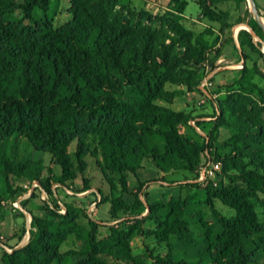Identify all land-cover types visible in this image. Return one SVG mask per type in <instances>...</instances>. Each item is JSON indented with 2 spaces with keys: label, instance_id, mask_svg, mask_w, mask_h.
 Segmentation results:
<instances>
[{
  "label": "trees",
  "instance_id": "obj_1",
  "mask_svg": "<svg viewBox=\"0 0 264 264\" xmlns=\"http://www.w3.org/2000/svg\"><path fill=\"white\" fill-rule=\"evenodd\" d=\"M225 2L247 0H196L202 18L218 24L222 33L229 27L230 14L217 6ZM50 3L0 0V170L7 187L0 197V219L6 212L3 202H16L28 193L23 187L14 188L13 181L25 179L30 188L34 183L40 187L20 202L31 217L30 229L26 214L12 207L21 217L13 235L17 243L7 245L12 253L3 250L1 264H64L69 258H76L75 264H260L264 223L257 206L263 204L260 194H264V86L256 78L264 82L261 66H244L235 85L220 91L228 95L225 101L213 102L214 127L203 135L198 131H203L201 122L171 106L183 90L200 91L206 65L214 69L221 56V49H216L220 40L212 29L196 33L187 25L186 0H170L168 10L157 16L136 13L119 0H71L72 20L59 29L46 18H36L39 11L48 12ZM17 12L22 17L14 19ZM247 25L262 40L263 30L253 17ZM238 41L242 50L264 57L261 43L256 44L250 32L241 30ZM182 127L188 131L181 133ZM222 129L229 132L224 142ZM14 136L48 154L61 174L44 178L42 163L21 161L17 145L8 154L6 144ZM90 136L98 138V150L91 149ZM89 156L102 158L103 173L119 176L117 181L107 180L112 191L120 189L122 195L111 201L109 223H118L106 227V237L100 236L102 226L88 209L66 201L92 190L85 179ZM147 158L160 173L187 172L192 182L206 161L222 164L217 187L211 181L203 186L188 183L205 190L204 204L221 226L219 233L203 226L206 250L189 260L177 258L172 246L180 243L194 249L199 243L185 220L189 201L150 202L149 195L143 196L151 183L160 182L139 180L137 173ZM230 174L232 182L225 185L224 176ZM130 178L136 181L133 189ZM78 179L83 188L76 187ZM99 194L89 196L97 199ZM124 195L134 201L129 203ZM32 201L45 217L28 210ZM218 201L234 210V217L221 215ZM147 222L154 225L152 235L167 252L134 257L131 240L148 234ZM28 232V243L17 249ZM70 238L82 243L81 249L61 253Z\"/></svg>",
  "mask_w": 264,
  "mask_h": 264
},
{
  "label": "rangeland",
  "instance_id": "obj_2",
  "mask_svg": "<svg viewBox=\"0 0 264 264\" xmlns=\"http://www.w3.org/2000/svg\"><path fill=\"white\" fill-rule=\"evenodd\" d=\"M186 1L188 2L186 15L189 18L191 17L196 18L200 14V9L198 5L195 3V0H186ZM119 3L121 6L129 7L132 11H135L136 13H140L141 11H147L152 15L157 16L167 11V10H163L162 8H160V10L158 9V11L157 9H150L151 7H148L149 5L146 4L147 3L146 0H140V2L139 0H119ZM70 8H71V0H51L50 8L48 12L46 14H43L42 12L39 11L36 13V18L37 20H43L44 18H46L52 23L55 29H59L72 20V17L69 14ZM21 17L22 14L20 12H17L14 15V19H18ZM249 17L250 20H252V17L254 18L253 14L252 16ZM197 20L200 21L202 19L199 18ZM187 25L196 33L203 32L205 29H209L201 26L200 24H198V22H192L189 19H187ZM257 40L259 42V39ZM260 43H261L260 49L264 55V36L262 37ZM252 58L254 60L251 61L249 67L251 68L255 63H258L264 72V57L261 58L258 54H251L247 59H252ZM242 69L243 68H241V72ZM201 76L203 75L201 74L193 77L197 78ZM185 79H186V75H184L183 77V80ZM256 82L259 85L264 86V82L260 78H256ZM231 85H235V83H231L228 86ZM167 89L169 91H172L175 89L183 90L184 88L167 87ZM223 89L224 87H222V90L221 87L220 88L213 87L211 88V92L214 94L215 93L220 94L221 93L220 91H224ZM234 89L238 91L239 87H235ZM223 93L224 94L220 96L217 100H212L209 102V104L212 107L211 108L212 112L209 114V116H211L212 119L216 117V115H214L215 109L213 106V102L225 101L228 94L226 92ZM192 122L190 123L191 125ZM214 122L215 120H213L212 122H201L202 123L201 128L203 129V131H199V132L203 135H206L214 127L213 124ZM187 131L188 130L186 128L183 127L181 128V133H185ZM221 132L222 134L220 141L224 142L225 139L229 137V132L224 129H222ZM88 143L93 151L99 149V140L96 136H90L88 138ZM6 145H7L8 154L11 153L15 145H17L20 148L19 158L21 161L32 160L35 162H41L42 168L44 170L43 171L44 178L51 177V175L59 176L61 174L60 168L51 164V157L48 154H43L34 151V149L31 147V145L26 139L17 140L16 136H14L7 142ZM74 149H75V144L71 147V151H73ZM86 162H87V171L85 173V179L89 182V186L92 190L87 194L85 193L79 195L80 197L74 196L75 198L67 199L66 201L68 203L75 201V203L79 206H82L83 209L86 210L88 209L89 215L92 216V218L95 221H98V223H100V225L102 226V228L100 229L101 232L100 236L106 237L108 232L106 227L109 226L108 223L111 221V216H110V210L112 207L111 201L115 200L116 198H119L122 195L120 193V189L112 191L111 185L108 183L107 180L113 179L114 181H117L119 179V176L110 174L107 171H105L104 173L102 172V165H103L102 158L97 159L89 156L86 158ZM144 166H145V170L141 172L142 179H152L153 178L152 175L155 174L159 176V178H163L165 182L168 184V185H163L161 180L160 183L159 182L151 183L149 185L150 190L148 191L149 187L146 189V194L143 195L144 197L145 195H149L152 201L168 202L171 198H182L184 200L189 201V208L187 210L185 220L188 223H190V228L194 233V237L199 243L197 244V247L194 249L185 248V246H183L180 243L173 244L172 246L174 250V255L179 259L183 258L189 260L192 257H195L198 251H205L206 250V245L204 244L205 230L202 229L203 226L210 227L214 229L217 233L221 231V226L218 223L217 219L214 217L212 211L209 209L208 206L204 204L205 200L207 199L205 190L200 188H190V186H188V183L192 182L190 180L193 179L192 178L193 176L187 172H172L169 174H162L156 169L150 158L145 159ZM233 177L234 174H230V178L229 176H224L225 179L223 180L225 185H229V183L232 182L231 178ZM238 183L242 185L241 181H238ZM75 185L80 189L84 187V182L82 179H78ZM53 189H55V185H53ZM6 191H7L6 183L0 170V196H4L6 194ZM98 191H101L103 194H101L100 196L99 194L100 192ZM96 192L99 194L97 199L93 195L89 196V194ZM17 194H18L17 196L20 195L19 191H17ZM64 194H65V190H61L60 197L63 200H65ZM43 198L47 199V195L45 193L43 194ZM123 198L129 203H132L134 201L133 197L129 195H124ZM260 198L263 201V204L257 206V213L260 221L264 223V194H260ZM9 202L10 204H8L5 207L6 211L8 212V216H7L8 221H5L4 217L3 220H0V222L3 223V225L5 224L4 226L7 227L16 224L17 219L21 220L19 213L15 212L12 209L11 201ZM92 202H96L95 205L92 204ZM32 203L37 204L36 201H32ZM216 209L221 215H223L226 218H232L235 215L234 210L223 205L219 201L216 202ZM40 210H42L41 207ZM27 225H28V219H27ZM144 228L147 232L149 231L147 235H142V236L136 235L131 240V246H132L131 248H132L133 256L137 257L145 254L151 256V255H159L166 253L167 247L164 245L161 246L158 245L156 239L152 235L153 230L155 229L154 225L152 223L147 222L144 224ZM262 237L264 239V234H262ZM5 238H6L5 242L6 241L8 242V238L6 236ZM9 239L13 240V236L9 237ZM255 241L256 243L260 244L259 239L256 238ZM81 247H82V243L77 242L74 238H70L66 243V245L61 248V253L64 254V253H71L72 251H79ZM75 262H76V258H69L64 262V264H75ZM260 264H264L263 257L260 258Z\"/></svg>",
  "mask_w": 264,
  "mask_h": 264
},
{
  "label": "crops",
  "instance_id": "obj_3",
  "mask_svg": "<svg viewBox=\"0 0 264 264\" xmlns=\"http://www.w3.org/2000/svg\"><path fill=\"white\" fill-rule=\"evenodd\" d=\"M146 2H147L146 4L149 5L148 7H151L150 9H157L158 11V9L160 10V8H162L163 10H168V5L170 0H159V1L148 0ZM255 2L258 5L261 13L264 15V0H255ZM217 8L219 10L226 11L230 14L229 27L225 29L223 33L220 32L218 24H213L203 19L201 16V12L196 18H192V17L189 18L185 13V18L191 20L192 22H198V24H200L205 28L212 29V31L217 35V37H219L220 42L219 45L216 47V49L218 48L221 49V56L217 58L214 69H211L209 64L206 65L205 78L203 82L205 80H208L212 82L213 87L220 88V87L228 86L231 83H236L241 78L242 75L241 68H244V66L249 67L251 61L254 60L253 58L252 59H247V58L251 54H255V53H253L248 48H244L243 50L241 49L238 41L239 32L241 30H246L250 32L253 35L254 42L256 44L258 43L257 40L258 38L247 25L248 23L251 22L250 17L248 15V12H250L248 1L241 3L225 2L219 4ZM199 18L202 20L198 21L197 19ZM260 41L261 40H259V42ZM214 56L215 54L214 52H212L209 57L213 59ZM223 94H224L223 92H221L220 94H213L211 92V89L203 90L201 86H200V91H195L192 93H187L185 92V90H183V93L176 97L171 108L175 112L191 115L194 118H197V121L199 122H212L214 119H212V117L209 116V114L212 112L211 109L212 107L209 104V100L207 99V97L212 96L214 100H217ZM143 170H145V166L142 170H140L137 173L138 178L142 183L149 181H157V180L162 181L163 178H159V176L155 175L154 173H153L154 175H152L153 177L152 179H142L141 172ZM162 184L168 185L166 182H162ZM12 185L14 186V188L17 187L25 188V186L29 185V182H27L25 179L15 180L12 182ZM135 186H136V181L130 178L129 187L133 189ZM149 190L150 187L148 188V191ZM20 199L21 198H19L18 200ZM149 201L156 202V201H152L150 197H149ZM27 207L28 210L32 212L35 216L39 218L45 217V213L43 210H40V206L38 205V203L33 204L32 202H30ZM24 213L26 214V217L28 219V216L30 215L26 211H24ZM146 215L147 213H144L142 217ZM7 216H8V212L6 211L4 215L5 221H8ZM0 220H3V218ZM19 222L20 220L17 219V223L10 227L4 226L5 224L3 225V223L0 222V235H4L8 238V242L7 241L5 242L6 245H10V246L16 245L17 240L16 239L10 240L9 237H12L14 235L15 228L17 227V224H19ZM117 223L118 222H114L113 224L112 223L111 224L108 223V224L114 225ZM3 253H4L3 248L0 246V264Z\"/></svg>",
  "mask_w": 264,
  "mask_h": 264
},
{
  "label": "built area",
  "instance_id": "obj_4",
  "mask_svg": "<svg viewBox=\"0 0 264 264\" xmlns=\"http://www.w3.org/2000/svg\"><path fill=\"white\" fill-rule=\"evenodd\" d=\"M213 87V84L212 82L208 81V80H205L202 84H201V88L203 90H210L211 88ZM216 118H214L215 120ZM192 125L195 126L196 125V122H192ZM198 131H200V129H198ZM222 175V164L220 162H215L213 160H208L206 161L203 165H201V167L199 168V175H198V178L196 181L194 182H191V183H197L199 185H205L208 181H211L213 183V185L215 187L218 186L219 184V179H220V176ZM58 186L55 185V189L57 188ZM36 188H40L39 187V184L38 183H34L32 188L29 187V185L25 186V189L28 190V193L26 195H24L20 200L16 201V202H11V206L14 208V209H18V210H21L22 208L20 207V202L23 200V199H27L31 196L32 192L34 189ZM45 192L43 191L42 193V198H43V194ZM67 193L69 195H73V192L71 191H67ZM46 194V193H45ZM85 194V193H84ZM46 198H43V200H45ZM3 206H7L8 204H10V202H3L2 203ZM61 205V213L62 214H65L66 213V209L64 207V205L62 203H60ZM95 205V204H94ZM23 211V209L21 210ZM24 212V211H23ZM30 220V218H29ZM5 236H1L0 237V246L3 248V250L9 252V253H12L13 250L7 246L5 244ZM23 242V241H22ZM21 242V243H22ZM21 243L19 245H21Z\"/></svg>",
  "mask_w": 264,
  "mask_h": 264
},
{
  "label": "water",
  "instance_id": "obj_5",
  "mask_svg": "<svg viewBox=\"0 0 264 264\" xmlns=\"http://www.w3.org/2000/svg\"><path fill=\"white\" fill-rule=\"evenodd\" d=\"M247 1L250 4V10L254 16L255 21L259 24V26L262 28L264 33V20L259 13L255 0H247ZM30 224H31V217L28 216V225H27L28 229H30ZM29 239H30V233L28 232L23 242L21 243V245L17 247V249L24 247L28 243Z\"/></svg>",
  "mask_w": 264,
  "mask_h": 264
}]
</instances>
